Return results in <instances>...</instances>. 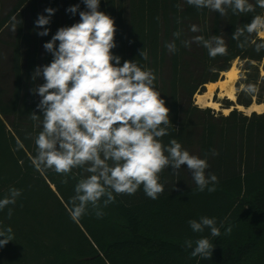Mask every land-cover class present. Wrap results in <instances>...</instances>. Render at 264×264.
<instances>
[{"label": "trees", "instance_id": "trees-1", "mask_svg": "<svg viewBox=\"0 0 264 264\" xmlns=\"http://www.w3.org/2000/svg\"><path fill=\"white\" fill-rule=\"evenodd\" d=\"M250 2L255 5V0ZM76 5L75 15L66 11ZM47 8L56 11L46 26L49 34L39 36L44 29L36 27L35 21L39 15H48ZM99 10L115 21L117 46L112 52L121 57V66L125 60H136L156 76L155 87L170 109L173 125L162 142L168 145L177 139L190 154L206 158V175L218 177L216 191H194L187 165L181 166L178 176L169 166L160 173L165 191L157 199L147 197L141 186L134 195H116L115 203L103 208V218L90 209L74 222L69 200L82 170L74 169L63 184L61 174L41 173L33 167L36 146L32 137L40 128L29 114L41 115L36 107L41 97L31 89L44 80L42 76L33 80L34 70L53 59L43 45L60 27L79 22V12L86 11V6L83 0H18L4 16L0 8V198L12 187L22 192L15 205L8 206L13 209L11 218L8 208L0 211V226H10L14 237L0 248V264L245 263L264 248V113L245 115L234 108L227 115L217 114L197 107L192 98L238 61L236 106L264 105V50L257 52L252 43L241 49L231 38L236 27L250 23L264 9L257 7L255 13L241 15L229 9L221 17L208 9L197 10L186 0H101ZM13 17L21 21L16 31ZM193 24L202 31L191 32ZM178 30L182 33L175 41L179 50L170 53L165 45L175 39L173 33ZM6 31L11 41L4 40ZM195 35L206 39L222 35L228 54L210 58L202 45L181 46L180 40ZM251 39L262 42L255 34ZM6 49L10 80L4 86ZM142 49L147 51V60L139 55ZM242 84H253L257 90L246 93L240 90ZM230 106L234 104L229 102L226 108ZM213 149L219 155L212 156ZM201 216L216 218L218 227L224 222L219 237H211L208 229L192 232L188 221ZM229 227L231 232L225 235ZM201 237H208L215 246L210 258L191 257L192 249L184 247L186 239Z\"/></svg>", "mask_w": 264, "mask_h": 264}, {"label": "clouds", "instance_id": "clouds-1", "mask_svg": "<svg viewBox=\"0 0 264 264\" xmlns=\"http://www.w3.org/2000/svg\"><path fill=\"white\" fill-rule=\"evenodd\" d=\"M100 2L83 0L87 10L79 12V22L60 27L43 45L53 59L36 67L32 76L33 80L41 76L44 80L31 89L41 97L36 106L41 115L29 114L40 128L32 137L36 146V154L31 157L33 167L41 173L53 170L61 174L63 184L68 183L74 169L82 170L74 186L75 194L69 200L68 211L74 222H79L90 209L97 218H103V208L115 203L116 195H134L141 186L147 197L157 199L165 191L160 173L169 166L172 174L178 176L181 166L187 165L196 185L194 191L215 192L218 177L214 173L206 175L209 168L206 158L190 154L177 139H171L168 145L162 142L173 125L170 109L155 87L156 76L151 69L141 68L136 60H125L121 66V57L112 52L117 46L115 21L99 10ZM186 3L197 10L218 12L221 17L229 9L234 15L255 13L257 7L264 9V0H255V5L250 0H186ZM78 9L76 5L66 11L75 15ZM55 11L47 8L48 15L38 16L35 26L44 30L37 35L49 34L46 26ZM17 22L21 23L13 17L14 31ZM190 31L197 33L202 29L193 24ZM254 34L262 42L251 39ZM181 35V31H175V39L165 45L170 53L179 50L175 41ZM231 38L241 49L252 43L257 52L264 50V14L253 15L250 23L236 27ZM192 43L207 49L210 58L228 54L222 35L207 39L195 35L180 40L184 48H190ZM139 55L144 60L148 58L144 49ZM240 90L254 93L257 89L253 84H242ZM17 144L24 147L19 141ZM211 155L219 153L213 149ZM21 194L20 189L10 188L0 198V211L8 208L7 215L11 218L13 209L8 206L15 205ZM188 225L194 233L208 229L211 237H219L224 222L218 227L216 218L201 216L199 220H189ZM12 232L10 226H0V248L13 241ZM230 232L231 227L225 235ZM184 247L192 249L191 257L201 258L212 257L215 248L208 237L186 239Z\"/></svg>", "mask_w": 264, "mask_h": 264}, {"label": "rangeland", "instance_id": "rangeland-1", "mask_svg": "<svg viewBox=\"0 0 264 264\" xmlns=\"http://www.w3.org/2000/svg\"><path fill=\"white\" fill-rule=\"evenodd\" d=\"M17 1L18 0H0V8H1V14H2V16L8 14V12L13 8V6L15 5V3ZM6 32L7 33L5 35L4 40L6 42L11 41V39H10L11 38V33H9L8 31H6ZM9 60H10V53L6 49V50H4L3 58H2V66H3L2 71L4 72L3 73V78H2V84L4 86L6 85V83H9V80H10L9 79V75H8ZM232 67L235 69V72L237 71L236 72V75H237V79L236 80H238V75H239V63H238V61H235L232 64L231 68ZM222 75L223 74H221V76L219 77V80L224 79V75L223 76ZM204 92H206V85H205L204 90H203L202 93H204ZM219 92H220V90L217 89V88H215V90L213 91V94H212V96L210 98V100H212V102H215V103L218 104L217 109H212V108H209V109L214 110V112L217 113V114H222V115H225L226 114L227 115L232 109H234V108L237 107L236 104H235L236 96H235V99L232 101V100H229L226 97H219ZM196 95L197 94H195L193 96V98H192L193 104L196 105L197 107L201 108V109H206V107H200L199 105H197L195 103L196 102V100H195ZM235 95H236V92H235ZM229 102H232L234 104V106H230V108H226V105ZM224 110H227V112H225ZM244 112H242V113H244ZM245 115H248V114L246 113ZM243 264H264V248L257 255H255L254 257L250 258L249 260H247Z\"/></svg>", "mask_w": 264, "mask_h": 264}, {"label": "bare ground", "instance_id": "bare-ground-1", "mask_svg": "<svg viewBox=\"0 0 264 264\" xmlns=\"http://www.w3.org/2000/svg\"><path fill=\"white\" fill-rule=\"evenodd\" d=\"M236 72H235V69L232 67L229 71L223 73L224 79L219 80L216 83L207 84L206 92H204L203 94H197L195 98L196 100L195 103L199 105L200 107L217 109L218 104L210 100L215 88L220 90L219 97H226L229 100L233 101L235 99V92H236V87H235L236 82H237ZM238 107L240 110H244L248 115L253 112L258 113V114L264 113V105L252 104L247 109H243V107L241 106H238ZM224 111L227 112V110H224Z\"/></svg>", "mask_w": 264, "mask_h": 264}, {"label": "water", "instance_id": "water-1", "mask_svg": "<svg viewBox=\"0 0 264 264\" xmlns=\"http://www.w3.org/2000/svg\"><path fill=\"white\" fill-rule=\"evenodd\" d=\"M252 104L257 105L256 103H252ZM252 104H251V105H252ZM236 108L239 110V107H238V106H237ZM247 108H248V107H247ZM247 108H244V107H243V109H247ZM239 111H242V110H239ZM242 112H244V110H243ZM244 114H246V113L244 112ZM250 114H251V113H250ZM250 114H249V115H250Z\"/></svg>", "mask_w": 264, "mask_h": 264}]
</instances>
